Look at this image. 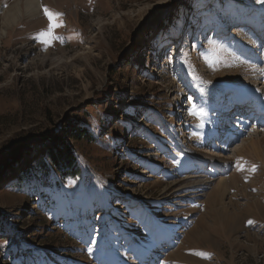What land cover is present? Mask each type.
<instances>
[{"label": "rangeland", "instance_id": "374dc122", "mask_svg": "<svg viewBox=\"0 0 264 264\" xmlns=\"http://www.w3.org/2000/svg\"><path fill=\"white\" fill-rule=\"evenodd\" d=\"M26 3L0 0V264H264V123L247 118L264 102V2ZM44 8L61 25L49 44ZM75 124L95 137L71 142L80 175L23 180Z\"/></svg>", "mask_w": 264, "mask_h": 264}, {"label": "trees", "instance_id": "16d2710c", "mask_svg": "<svg viewBox=\"0 0 264 264\" xmlns=\"http://www.w3.org/2000/svg\"><path fill=\"white\" fill-rule=\"evenodd\" d=\"M92 142L95 137L91 135L86 126L78 124L67 130L64 135H51L46 140L44 155L35 157L31 163L30 171L26 170L21 177L30 180L34 174L47 176L50 172L62 179H76L81 173V165L78 163L76 151L72 141ZM51 182V180L48 179ZM48 181H43L49 183ZM30 182V181H29Z\"/></svg>", "mask_w": 264, "mask_h": 264}, {"label": "bare ground", "instance_id": "6f19581e", "mask_svg": "<svg viewBox=\"0 0 264 264\" xmlns=\"http://www.w3.org/2000/svg\"><path fill=\"white\" fill-rule=\"evenodd\" d=\"M19 2L18 3H16V4H14V6H12L11 7V10L9 11V13L10 14H8L9 16H8V19H9V21L8 22H11L12 20H15L17 17H18V15H19V12L20 11H18V10H20L19 9ZM41 7V3H40V0H27V3H26V15L29 17V16H36V15H38L39 14V11L42 9V8H40ZM233 19V18H232ZM242 34V38H243V40H247L248 38H249V34H247L246 32H244V33H241ZM244 66L245 67H249L250 65L248 64V63H244ZM218 96H223V92H222V89H220V88H217V90H215L214 92H213V94H212V98H211V104L212 103H214L215 105H217L216 103H217V97ZM251 100L249 99V96H247V95H243V96H236V97H232V99L229 101V103L231 104V106H229V108L227 107V109H224V110H226V111H223L224 113L225 112H227V111H229L231 108H232V106H234V108L235 107H241V106H246L247 104H248V102H250ZM213 104V105H214ZM214 105V106H215ZM262 108H264V104H262V105H260V106H257V107H255V112H259ZM249 117V116H248ZM262 120V122L264 123V120L263 119H261ZM260 120V121H261ZM259 121V122H260ZM260 124V123H259ZM178 125H180V126H183L184 124H181V123H179ZM261 127H263L262 125H260ZM259 126V128H261ZM258 128V129H259ZM264 128V127H263ZM183 133H184V135H189L190 133H188L187 131H184L183 130ZM214 135V134H213ZM217 135V133L215 132V135L214 136H216ZM264 136V135H263ZM255 137V136H254ZM215 138V137H214ZM234 137H232V139H233ZM210 140H212V138H209L208 140H207V142L206 143H208V142H210ZM256 140V139H255ZM224 149V148H223ZM261 151V150H260ZM215 153H216V157H215V159L216 160H218V158H220L221 157V155H220V152H219V148H215ZM222 158V157H221ZM218 163L220 162V161H217Z\"/></svg>", "mask_w": 264, "mask_h": 264}, {"label": "snow or ice", "instance_id": "6c2138e0", "mask_svg": "<svg viewBox=\"0 0 264 264\" xmlns=\"http://www.w3.org/2000/svg\"><path fill=\"white\" fill-rule=\"evenodd\" d=\"M262 2H264V0H262ZM43 11L44 15L48 18L51 26L47 32H41L36 39H39L41 43L49 44L50 40L57 39V37H54L52 35V31L56 27H60L61 25H59V23H51L53 20H56L58 18V14L51 13L47 8H44ZM193 114H197L195 110H193ZM253 171H255V168H253ZM249 223H251V221H249ZM199 255L204 256L203 253H200Z\"/></svg>", "mask_w": 264, "mask_h": 264}]
</instances>
